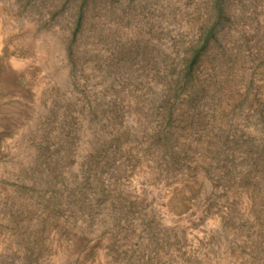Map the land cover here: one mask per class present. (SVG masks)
Masks as SVG:
<instances>
[{"label": "rangeland", "instance_id": "rangeland-1", "mask_svg": "<svg viewBox=\"0 0 264 264\" xmlns=\"http://www.w3.org/2000/svg\"><path fill=\"white\" fill-rule=\"evenodd\" d=\"M0 264H264V0H0Z\"/></svg>", "mask_w": 264, "mask_h": 264}]
</instances>
